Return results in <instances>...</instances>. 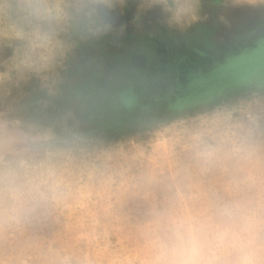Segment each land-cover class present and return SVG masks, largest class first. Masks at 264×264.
<instances>
[{
  "label": "clouds",
  "instance_id": "1",
  "mask_svg": "<svg viewBox=\"0 0 264 264\" xmlns=\"http://www.w3.org/2000/svg\"><path fill=\"white\" fill-rule=\"evenodd\" d=\"M129 0H0V89L35 79L30 106L0 107V264H264V0H213L227 38L188 83L127 60L109 66L99 42L124 32ZM204 0H138L186 33ZM166 103V114L157 109ZM149 150L125 153L103 129L120 118ZM163 140V147L157 141ZM106 197L79 242L49 243L84 190ZM121 222L127 251L99 249Z\"/></svg>",
  "mask_w": 264,
  "mask_h": 264
},
{
  "label": "rangeland",
  "instance_id": "2",
  "mask_svg": "<svg viewBox=\"0 0 264 264\" xmlns=\"http://www.w3.org/2000/svg\"><path fill=\"white\" fill-rule=\"evenodd\" d=\"M221 11L213 0H204L201 14L208 19L198 22L186 33H179L161 22L163 18L159 8L140 12L138 0H129L121 17L123 34L118 39L112 36L104 38L99 42L100 51L109 66L127 60L149 74L177 80V68L183 59L196 65V70L206 69L209 61L202 55L206 43L219 37L227 38L224 26L216 22ZM229 19L234 30L264 23L262 14L248 9L231 12ZM6 58L7 54L0 56V62ZM39 96L37 80L21 82L19 86H9L7 92L0 89V107L30 106ZM157 110L166 114V103L161 102ZM103 136L106 144L120 145L125 153L140 151L146 154L149 150L144 129L128 118L122 117L112 122L103 129ZM163 143L162 139L157 141L160 147H163ZM106 203L104 194L84 190L80 198L66 209L59 233L51 237L49 243L83 240L102 217ZM104 226L111 235L99 249L102 254L114 249L127 251L130 248V241L122 234L118 219L109 218Z\"/></svg>",
  "mask_w": 264,
  "mask_h": 264
},
{
  "label": "flooded vegetation",
  "instance_id": "3",
  "mask_svg": "<svg viewBox=\"0 0 264 264\" xmlns=\"http://www.w3.org/2000/svg\"><path fill=\"white\" fill-rule=\"evenodd\" d=\"M191 71H196V65H191L188 63L186 59H183L177 68V74H178L177 80L179 81L180 84L186 85L188 83L187 77H188V73Z\"/></svg>",
  "mask_w": 264,
  "mask_h": 264
}]
</instances>
